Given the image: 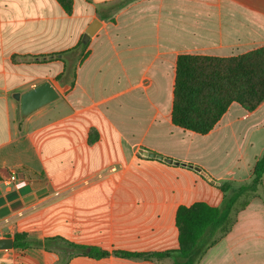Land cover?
Segmentation results:
<instances>
[{"label": "crops", "instance_id": "crops-1", "mask_svg": "<svg viewBox=\"0 0 264 264\" xmlns=\"http://www.w3.org/2000/svg\"><path fill=\"white\" fill-rule=\"evenodd\" d=\"M94 21L100 27L84 45ZM262 47L264 0H73L71 14L58 0H0V169L17 175L0 181V239L26 233L108 251L177 250L178 238L157 251L158 219H172L179 236L180 206H220V185L249 184L264 153V102L253 112L233 103L200 135L212 143V162L190 156L179 135L196 133L172 123L178 57ZM64 61L67 77L57 80ZM45 81L61 97L23 117L14 95ZM207 176L220 193L195 200ZM247 202L197 264H264V177ZM58 261L44 248L0 249V264ZM68 264L158 261L76 256Z\"/></svg>", "mask_w": 264, "mask_h": 264}, {"label": "trees", "instance_id": "trees-1", "mask_svg": "<svg viewBox=\"0 0 264 264\" xmlns=\"http://www.w3.org/2000/svg\"><path fill=\"white\" fill-rule=\"evenodd\" d=\"M66 13L71 14L73 0H58ZM125 2L122 4L124 5ZM81 42L78 47H81ZM86 49L87 46H82ZM63 55V53H60ZM87 54H82L80 64ZM43 58V57H41ZM80 58V56H79ZM45 59H42L43 62ZM62 80L69 71L67 61ZM74 78V73L71 71ZM74 86L72 82L71 87ZM264 102V47L246 54L218 58L200 55L178 57L173 92L172 123L184 131L207 135L218 124L233 103L253 112ZM11 172L0 169V181L7 180ZM264 177V153L257 160L252 181L234 188L231 183L219 187L224 195L220 206L197 202L190 207L180 206L176 214L179 231V248L174 251L153 253L125 250L108 251L98 246H85L69 242L62 237L32 239L26 233L14 236L15 248H44L56 252L61 259L56 264H68L76 256L103 259L110 256L121 258L163 260L174 259V264H197L204 253L217 241L219 234L227 233L234 222V210L245 208L247 201L240 199L256 193Z\"/></svg>", "mask_w": 264, "mask_h": 264}, {"label": "rangeland", "instance_id": "rangeland-1", "mask_svg": "<svg viewBox=\"0 0 264 264\" xmlns=\"http://www.w3.org/2000/svg\"><path fill=\"white\" fill-rule=\"evenodd\" d=\"M78 64V62H77ZM189 135V136H188ZM181 134L179 135V137H181L184 141V146L187 147V151L189 152L190 156H192L195 159H202L203 160H208L210 162H212L211 158H212V143L211 141H207L204 140L203 136L200 135H191V134ZM203 151L205 152V155H203ZM205 179V178H204ZM205 190L202 196H196V193L194 194L195 196V200L196 199H202L205 200V198L207 196H211L209 199H215L214 196H216L218 193V191H215L213 187V185L211 184L210 181H207L205 179ZM215 191V193H214ZM220 191V189H219ZM210 193V194H209ZM213 193V194H212ZM209 194V195H208ZM253 196V193H250L249 195H246L245 197H242L240 199V203H243L244 201H248L251 197ZM161 223H158V239L156 241L157 243V251H162L164 249L167 248H171L174 247L177 244V238H178V232L177 235L174 237V233L176 232L174 223H172V219H158ZM146 223V222H144ZM163 233H168V236L164 237L162 235ZM179 242V241H178ZM59 256V255H58ZM61 259V257L59 256V260ZM162 261V260H161ZM160 260L158 261V264H172L169 260V262H165Z\"/></svg>", "mask_w": 264, "mask_h": 264}, {"label": "water", "instance_id": "water-1", "mask_svg": "<svg viewBox=\"0 0 264 264\" xmlns=\"http://www.w3.org/2000/svg\"><path fill=\"white\" fill-rule=\"evenodd\" d=\"M100 27L99 21H94L82 38V43L84 45L88 44L91 37L97 32ZM61 97L60 92L54 87L50 81H45L44 83L36 86L35 88L29 90L24 94L16 93L14 98L21 103V114L23 117H28L38 109L58 100ZM151 158H158L159 160H164V157L157 155L154 152L146 153ZM169 164L173 163V160L166 159ZM185 166V165H184ZM196 171L201 172L200 168H195ZM207 180L215 183L211 180L209 176L206 177ZM14 247V239L6 238L0 239V249H11Z\"/></svg>", "mask_w": 264, "mask_h": 264}, {"label": "built area", "instance_id": "built-area-1", "mask_svg": "<svg viewBox=\"0 0 264 264\" xmlns=\"http://www.w3.org/2000/svg\"><path fill=\"white\" fill-rule=\"evenodd\" d=\"M110 172H116V167L113 166L110 168ZM8 183H13L17 181V175L15 173H12L10 177L6 180Z\"/></svg>", "mask_w": 264, "mask_h": 264}]
</instances>
